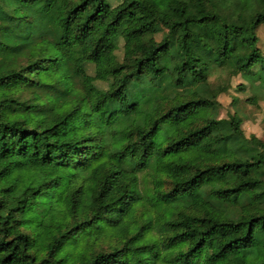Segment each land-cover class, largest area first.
I'll use <instances>...</instances> for the list:
<instances>
[{
	"label": "trees",
	"instance_id": "obj_1",
	"mask_svg": "<svg viewBox=\"0 0 264 264\" xmlns=\"http://www.w3.org/2000/svg\"><path fill=\"white\" fill-rule=\"evenodd\" d=\"M260 27L264 0H0V264H264L255 98L219 99L264 80Z\"/></svg>",
	"mask_w": 264,
	"mask_h": 264
},
{
	"label": "rangeland",
	"instance_id": "obj_2",
	"mask_svg": "<svg viewBox=\"0 0 264 264\" xmlns=\"http://www.w3.org/2000/svg\"><path fill=\"white\" fill-rule=\"evenodd\" d=\"M257 35L259 37V48L264 55V29L262 27L258 29ZM226 78L227 74L225 71L216 70V72H213V74L210 76V82L216 85L218 83L224 82ZM241 82L242 80L240 77L233 78L231 80L230 91H228L227 94L220 96L219 99L221 103L225 105L223 111L221 112V116L224 117L225 114L229 112L230 107L227 104H229L233 95L240 96L244 100L255 98L254 102H249L250 104H248L243 101L244 103L240 102L237 107L245 120L243 123L244 133L246 135H250L252 133L257 139L264 142V121L262 119L264 115V80L254 82L253 86L245 92H236L235 87L238 85L237 83ZM180 248L181 246L177 245L172 249V251L176 252ZM129 264H135L132 258H129ZM157 264L164 263L158 262Z\"/></svg>",
	"mask_w": 264,
	"mask_h": 264
}]
</instances>
